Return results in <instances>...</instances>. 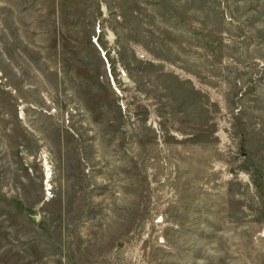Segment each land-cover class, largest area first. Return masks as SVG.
I'll return each instance as SVG.
<instances>
[{"label": "rangeland", "instance_id": "1", "mask_svg": "<svg viewBox=\"0 0 264 264\" xmlns=\"http://www.w3.org/2000/svg\"><path fill=\"white\" fill-rule=\"evenodd\" d=\"M0 264H264V0H0Z\"/></svg>", "mask_w": 264, "mask_h": 264}]
</instances>
